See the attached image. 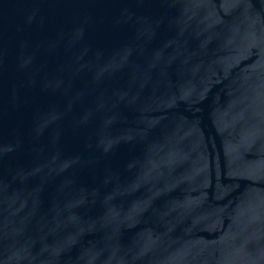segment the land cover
I'll return each instance as SVG.
<instances>
[{"label": "water", "instance_id": "obj_1", "mask_svg": "<svg viewBox=\"0 0 264 264\" xmlns=\"http://www.w3.org/2000/svg\"><path fill=\"white\" fill-rule=\"evenodd\" d=\"M0 264H264V0H0Z\"/></svg>", "mask_w": 264, "mask_h": 264}]
</instances>
